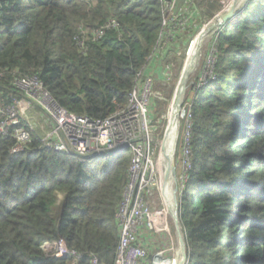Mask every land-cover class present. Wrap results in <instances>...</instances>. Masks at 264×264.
I'll return each instance as SVG.
<instances>
[{
  "label": "trees",
  "instance_id": "1",
  "mask_svg": "<svg viewBox=\"0 0 264 264\" xmlns=\"http://www.w3.org/2000/svg\"><path fill=\"white\" fill-rule=\"evenodd\" d=\"M161 26L158 0H0V101L22 98L16 80L36 77L68 111L108 116L126 105ZM215 49L216 77L189 103L190 167L178 201L187 264H224L229 240L233 264H264V0L247 1ZM37 136L31 130L18 153L0 136V264H69L43 251L56 240L82 264L89 254L114 264L131 151L85 162L38 148Z\"/></svg>",
  "mask_w": 264,
  "mask_h": 264
},
{
  "label": "built area",
  "instance_id": "2",
  "mask_svg": "<svg viewBox=\"0 0 264 264\" xmlns=\"http://www.w3.org/2000/svg\"><path fill=\"white\" fill-rule=\"evenodd\" d=\"M158 1L162 8L160 40L150 55L149 63L166 47L167 41L175 32L186 29L191 18L190 15L180 17L177 12L179 0ZM116 25V20L112 19L105 28ZM102 33L103 28L97 30L95 35L100 36ZM149 63L145 71L137 74V83L129 92L126 105L103 118L78 115L61 107L36 77H22L17 84L25 94L23 100L25 110L28 107H35L51 121L50 127L44 128L46 131H43L42 127V132L39 133L31 127L18 101L15 100L8 105L0 101V136H10L15 140L11 153L27 149L33 129L37 132L40 141L38 148L45 147L58 153L75 155L85 162L117 154L126 149L131 151L128 180L115 214L119 227V241L114 264H142L147 257L146 248L141 240L142 232L148 229L156 234L165 233L171 236L169 225L171 221L174 222L172 215V209L175 207L174 189L172 184L167 185L164 178L167 172L170 176L172 174L165 166L164 177L160 181L157 164L152 154L154 135L148 118L152 98L156 93H154V74L149 71ZM161 74L165 77L168 70H163ZM201 77L199 84L204 82V76L202 80ZM187 116L188 128L182 144L186 167L182 172L181 180L184 181L190 167V108ZM153 191L159 196L157 212H154L155 207L150 202ZM42 249L47 255L69 258V264H82L83 254L69 248L63 240L46 242L42 245ZM157 259L167 261L163 251H157L150 260L146 261V264H156ZM88 264H101V262L96 256L89 254Z\"/></svg>",
  "mask_w": 264,
  "mask_h": 264
},
{
  "label": "rangeland",
  "instance_id": "3",
  "mask_svg": "<svg viewBox=\"0 0 264 264\" xmlns=\"http://www.w3.org/2000/svg\"><path fill=\"white\" fill-rule=\"evenodd\" d=\"M234 0H191L189 3L194 4L196 9L199 7H204L203 13L200 15V19L197 24V29L195 30L194 34L185 40H179L176 49H171L169 46L165 51V59L162 60L160 65V72L163 70H168V74L164 77L159 76L157 78L154 72V92L156 93L153 97L155 100L150 106V116L148 118V123L152 128V133L154 135V144H153V157L154 161L157 164V173L159 176L160 181L163 180L164 177V170L165 166H167L168 161L162 160V141L164 140L165 134L169 128V116H170V107H172V103L174 101V96L176 90L179 91V82L182 77L183 69L185 67V63L188 62V56L191 51V48H195V41L193 39L204 29L209 27V25L216 20L218 15H220ZM242 6V5H241ZM178 9V7H177ZM201 9V10H202ZM243 8H239L237 14ZM194 10V9H190ZM200 11V10H198ZM116 20V19H114ZM221 27H218L215 31H213L208 39H205L198 52L197 61L195 63L194 69L188 72L186 76V89L182 97V103L178 109L177 113V124H176V133H175V142L173 144V151H172V162L175 166V175H169L172 182L168 179L166 181L167 185L172 184L173 189L177 188L176 197L177 201H179V195L181 192V183L184 182V179L181 180L182 172L185 170L184 165V154H183V138L186 135L187 124H188V108L189 103L194 99V94L196 90L202 86L201 82L199 84V78L204 76V82H208L209 80L214 79L215 72L214 67L216 63V49H215V37L216 34L219 32ZM203 70V71H201ZM201 77V80H202ZM20 79L16 80V87L19 88L21 91V86L17 84ZM23 92V91H22ZM24 93V92H23ZM22 98L17 99L20 103V107L24 112V116L27 120H29L30 125L32 128L37 130L39 133L46 131L49 128L50 123L46 122L45 120H41L37 113V109L35 107H28L27 110L23 107L25 102H23L25 94ZM253 95H256L254 93ZM175 116V115H173ZM171 119V117H170ZM172 121V119H171ZM172 126V123H171ZM30 127V128H31ZM46 128V129H44ZM33 129V130H34ZM182 142V143H181ZM131 161V157H130ZM167 162V163H166ZM130 166V162H129ZM128 166V167H129ZM165 178V177H164ZM181 182V183H180ZM166 185V186H167ZM175 195V192H174ZM57 210H60L61 206L63 205V201L65 195L62 193H57ZM150 202L153 203V207H155L154 212H157L159 208V196L156 191H153L150 195ZM179 204V203H178ZM177 204V206H178ZM173 210V209H172ZM180 220V219H179ZM170 229H171V236L160 233H155L153 231H149L148 229L143 232L147 234L145 236H141L142 243L147 251V261L151 259L152 255L157 251H163L164 257L167 259L165 264H169V262H173L176 258V254H178L179 248V239L176 234L175 224L173 221L170 222ZM160 228V225H158ZM142 232V233H143ZM229 233V232H228ZM148 236V237H147ZM228 237H233L229 233ZM231 240L228 242L227 251H226V261L224 264H233V256L231 251ZM179 248V249H178ZM176 253V254H175ZM181 258V255H180ZM179 258V259H180ZM239 258V257H238ZM188 263V258L187 262Z\"/></svg>",
  "mask_w": 264,
  "mask_h": 264
},
{
  "label": "bare ground",
  "instance_id": "4",
  "mask_svg": "<svg viewBox=\"0 0 264 264\" xmlns=\"http://www.w3.org/2000/svg\"><path fill=\"white\" fill-rule=\"evenodd\" d=\"M245 0H234V11H238L239 8L241 7L242 3L244 2ZM229 7V6H228ZM217 19L209 25V27L207 28H204L194 39L193 41H195V48H191V51L189 53V56H188V62L185 63V67H184V73L185 74H188V72H190L192 69H194L195 67V63L197 61V57H198V52L203 44V42H205L204 40L205 39H208L210 36V34L215 31L219 24H220V21H221V17L220 15H218V17H216ZM186 79V78H185ZM177 93H178V90H176V93H175V96H174V101H173V105L172 107H170V116H169V128L167 130V133L165 134V137H164V140L162 141V160L164 159V161H168V164H167V169L169 168V165H170V162H172V146L174 144V137H175V129H176V124H177V120H176V117H177V113H178V107H177V100H176V96H177ZM175 115V116H173ZM172 121H171V119ZM171 123H172V126H171ZM167 163V162H166ZM171 180V178H169V174L168 172L166 173V176H165V180ZM173 213V211H172ZM180 248V246H179ZM178 248V249H179ZM176 254V253H175ZM180 255H181V251L179 250L178 251V254H176V258L173 262H171V264H179L180 263ZM158 261L156 262V264H164V262L162 261V259H157Z\"/></svg>",
  "mask_w": 264,
  "mask_h": 264
},
{
  "label": "crops",
  "instance_id": "5",
  "mask_svg": "<svg viewBox=\"0 0 264 264\" xmlns=\"http://www.w3.org/2000/svg\"><path fill=\"white\" fill-rule=\"evenodd\" d=\"M190 1L191 0H179L178 5H177L178 7L177 12L180 15V17H184L188 15L191 16L190 21L186 26V29L184 31L175 32L167 41L166 47L163 50H161L160 53H158L159 57L157 58L158 56L157 55L156 58L149 63V71L154 72L157 78L161 76L160 65L162 63L163 57L165 55V51L168 48V46L171 49H174V48L176 49L177 44L179 43L178 42L179 40L189 39L194 34L195 30L197 29V24L200 19L201 13H203L204 7H201V8L199 7L198 9H196L194 4L191 5V3H189ZM190 9H194V10H190ZM37 111H38L37 115L42 121L45 120L46 122L51 123L49 118L41 110L37 109ZM146 234H147L146 232H143L141 236L142 235L145 236ZM145 239L146 238L142 240H145Z\"/></svg>",
  "mask_w": 264,
  "mask_h": 264
},
{
  "label": "water",
  "instance_id": "6",
  "mask_svg": "<svg viewBox=\"0 0 264 264\" xmlns=\"http://www.w3.org/2000/svg\"><path fill=\"white\" fill-rule=\"evenodd\" d=\"M248 0H245L243 3H242V6L241 8H244L246 2ZM234 4V1L232 2ZM230 4L229 7L227 9H225L221 14H220V17H221V21H220V24L218 27H222L226 22H228L229 20H231L234 16L237 15V12L238 11H234V5L233 4ZM186 76L187 74L184 73V70H183V73H182V77H181V80L179 82V91L177 93V96H176V104H177V109H179L181 103H182V97H183V94L185 92V89H186ZM168 171L174 176L175 175V166L173 163H171L169 165V168H168ZM176 191H177V188L175 187L174 189V192H175V207L173 209V220H174V224H175V229H176V234L178 236V239H179V246H180V251H181V258H180V263L179 264H186L187 262V251H186V243H185V240H184V236H183V233H182V229H181V224H180V220H179V214H178V201H177V197H176Z\"/></svg>",
  "mask_w": 264,
  "mask_h": 264
}]
</instances>
